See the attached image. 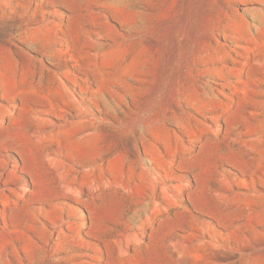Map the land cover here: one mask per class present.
<instances>
[{
  "label": "rangeland",
  "instance_id": "374dc122",
  "mask_svg": "<svg viewBox=\"0 0 264 264\" xmlns=\"http://www.w3.org/2000/svg\"><path fill=\"white\" fill-rule=\"evenodd\" d=\"M0 264H264V0H0Z\"/></svg>",
  "mask_w": 264,
  "mask_h": 264
}]
</instances>
